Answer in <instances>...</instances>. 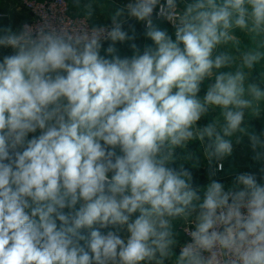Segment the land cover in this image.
I'll use <instances>...</instances> for the list:
<instances>
[{"label": "clouds", "instance_id": "1", "mask_svg": "<svg viewBox=\"0 0 264 264\" xmlns=\"http://www.w3.org/2000/svg\"><path fill=\"white\" fill-rule=\"evenodd\" d=\"M110 19L90 30L0 27V49L11 50L0 55V264H165L172 219L193 214L174 264H264V177L211 180L201 196L175 166L195 139L210 161L230 156L225 137L245 131V110L259 115L264 90L246 81L264 60V0H185L182 10L128 0ZM133 20L152 41L143 50ZM234 29L256 46L220 71L235 63L216 54L238 44ZM212 108L223 123L198 127ZM247 135L259 160L264 132Z\"/></svg>", "mask_w": 264, "mask_h": 264}, {"label": "crops", "instance_id": "2", "mask_svg": "<svg viewBox=\"0 0 264 264\" xmlns=\"http://www.w3.org/2000/svg\"><path fill=\"white\" fill-rule=\"evenodd\" d=\"M72 13L75 15H82L89 18L92 22L96 24H110L111 16L115 14L116 9L126 3L128 0H68ZM185 0H178V7L182 10ZM29 19L28 12L22 6V0H0V27L11 25L12 29L18 30L24 23ZM135 25L136 39L135 43L143 50L144 46L151 45L152 41L144 35L145 27L143 22H137L135 20L131 21ZM156 24L162 28L167 29L170 34H173L172 29L165 23L156 22ZM127 28V25H125ZM234 34L238 38V44L233 45L229 43L228 45H221L216 49V54L219 52H228L233 57H235V63L232 65L231 69L225 68L220 71H235L237 64L240 62V57L243 52L248 51L249 49L255 47V43L249 34H246L239 29H234ZM174 39V34H173ZM258 43V41H257ZM107 47V44L104 45ZM116 47L120 51V55L126 56L131 55L132 50L129 47V43L117 44ZM264 50V49H261ZM10 49H0V55L10 53ZM245 71H248L245 69ZM264 60L258 63L253 70H251L249 79L247 83H256L262 90H264ZM212 79H206L201 86V91L198 93L199 98H203L207 91V87L212 83ZM259 107V115H255L251 110H245V121L242 127L245 129L243 132H237L233 134L232 137H228L232 142L239 144V151H235L233 146V152L230 156L223 158V170L222 175L218 174V171L215 170V175L217 181L223 183L225 187H230L236 179V176L245 172L255 173L258 179L264 177V153H262L259 160H254V153L249 145V139L247 133L255 132L257 134L264 132V100L256 102ZM211 110V109H210ZM215 112H218L214 117L210 115L207 119L205 118L207 125L208 124H222L223 118L221 116V109L212 108ZM201 120L198 122V127H203ZM264 139V136L261 137ZM194 141L197 142L198 155L193 159L195 163L201 164L203 166L216 165V159L211 161L205 154L204 143L198 139ZM179 151L180 155L184 154V149H176ZM182 158V157H181ZM222 176V177H221ZM210 181L199 185L197 188L200 192V195L203 196V190L207 187ZM195 214L188 217H177L172 219L171 227L174 233V237L177 242L185 241L184 228L189 223L194 224ZM182 220V221H181ZM180 222V223H179ZM177 249V244L175 245ZM173 260L172 257L170 258ZM172 263V262H171Z\"/></svg>", "mask_w": 264, "mask_h": 264}, {"label": "built area", "instance_id": "3", "mask_svg": "<svg viewBox=\"0 0 264 264\" xmlns=\"http://www.w3.org/2000/svg\"><path fill=\"white\" fill-rule=\"evenodd\" d=\"M22 6L29 15L24 25L27 24L34 30L40 27H51L57 30H90L94 26H102L92 22L86 16L73 14L68 0H22ZM156 22L167 24L174 34V28L170 22L154 16V23ZM193 228L194 226L190 224L184 228V244L190 241V232ZM204 255L207 257L209 253ZM220 259L223 264L226 257H220Z\"/></svg>", "mask_w": 264, "mask_h": 264}, {"label": "rangeland", "instance_id": "4", "mask_svg": "<svg viewBox=\"0 0 264 264\" xmlns=\"http://www.w3.org/2000/svg\"><path fill=\"white\" fill-rule=\"evenodd\" d=\"M216 114H218V112H215L212 109L209 110V112L204 117H202L201 122H203V123H201V124L204 125V126L207 125V123H205L206 122L205 118L207 119L210 115H212L214 117ZM217 126L219 127V124H217ZM225 138L228 139V137H225ZM233 146H234V149H237L235 151H239V148H240L239 144H236L234 142ZM197 148H198L197 147V142L193 140V141L189 142L187 147L184 149V154L180 155L179 151H177V150L175 152V157H176L175 166L178 167V166H180L182 164V165H184V167L189 168L191 170V172H192V184H193L194 188H198L199 185H201L203 183L202 180L211 179V175L209 174L210 170L211 171H215L216 170V171H218L219 175H222L221 174L222 171L218 170V165H222V168H223V165H224L223 164V160H216V165L213 164V165L203 166V165L198 164V163H195V165H194L193 164V162H194L193 159L198 155V149ZM201 181H202V183H201ZM189 224L194 226V224H192V223H189ZM184 242L185 241L183 239L182 242H177L176 243L177 244V249L175 248V246L173 248V253H174L173 256H172L173 260L171 261V259H168V260L165 261V264H174L175 257L179 255L180 250L184 246Z\"/></svg>", "mask_w": 264, "mask_h": 264}, {"label": "trees", "instance_id": "5", "mask_svg": "<svg viewBox=\"0 0 264 264\" xmlns=\"http://www.w3.org/2000/svg\"><path fill=\"white\" fill-rule=\"evenodd\" d=\"M211 180H216V178H215L214 176L211 175V179H209V180H205V179H204V180H202L203 183H202V181H201V183L204 184V183H206V182H208V181H211ZM107 230H108V229H104V230H102V231H107Z\"/></svg>", "mask_w": 264, "mask_h": 264}]
</instances>
